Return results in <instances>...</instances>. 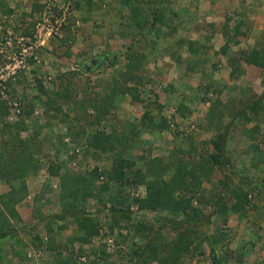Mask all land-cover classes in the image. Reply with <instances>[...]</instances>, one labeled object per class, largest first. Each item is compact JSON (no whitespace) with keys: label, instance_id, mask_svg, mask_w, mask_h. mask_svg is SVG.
<instances>
[{"label":"trees","instance_id":"16d2710c","mask_svg":"<svg viewBox=\"0 0 264 264\" xmlns=\"http://www.w3.org/2000/svg\"><path fill=\"white\" fill-rule=\"evenodd\" d=\"M116 1L120 5L117 8L111 0H74L76 14L62 26L59 41L72 43L70 27L75 17L86 23L93 17L109 15L103 49L89 57L81 56L78 69L68 70L66 64L57 62L56 67L66 70H57L49 87L34 77L33 85L25 86L32 93L22 94L21 115L13 123L5 121L7 108L0 100V180L10 190L0 194V239H13L9 255L15 261L11 258L10 264H33L22 252L24 248L40 251L37 264H183V258H193V252L202 257L200 264H207L205 260L228 264L231 258L239 264L244 255L238 248H229L235 235L227 219L231 214L248 216L251 191L264 197V146L260 145L264 134L258 121L260 117L264 122V35L252 44L243 43L251 26L244 15L233 18L225 14L221 21L198 29L204 38L200 41L178 35L184 10L172 6L173 0ZM252 2L264 6V0ZM3 5L0 0V8ZM216 33L222 40L217 50L208 43ZM114 35L128 41L121 53L110 49L109 40ZM92 45L89 42V49ZM69 53L66 48L61 55ZM217 57L225 58L230 74L242 73L241 65L251 67L253 74L263 71L262 77H257L260 92L239 86L235 103L230 102V96L222 102L219 95L225 83L213 78ZM91 59L97 62L90 65ZM160 60L174 64L183 81L199 74L196 91L207 103L204 125L211 132L201 150L174 120L192 113L181 101L186 99L165 110L157 92L144 90L145 84L161 81L165 66H156ZM148 62L155 70L153 80L145 73ZM103 65H112L111 73L84 88L81 75ZM171 89V84H166L162 92ZM208 93L214 98L209 99ZM122 101L135 106L140 114L130 119ZM34 108H41L40 115L33 114ZM55 127L61 131L53 132ZM236 128L241 136L239 154L250 153L243 161L231 156L227 142L229 132ZM27 129L32 136L23 140L20 134ZM164 131L172 132L170 143L174 146L166 155H150L143 148L148 142L141 136ZM89 158L93 167L77 169ZM99 159L103 165H97ZM72 160L79 166L72 167ZM240 161L237 171L234 164ZM41 167L45 180L56 184L59 208L34 211L27 220L14 206L25 196L23 180L39 173ZM246 167L255 174L233 182L228 173H242ZM90 202L94 204L92 210ZM102 212L107 215L104 231L97 217ZM133 214L139 215L134 222ZM213 218L219 225L210 232ZM115 228L116 236L128 238L129 245L107 250L103 243L91 244L99 231L105 236ZM62 231H68L63 239ZM21 233L24 237H18ZM135 237L140 243L132 241ZM4 258L10 257L1 253L0 264ZM258 262L264 264V260Z\"/></svg>","mask_w":264,"mask_h":264},{"label":"rangeland","instance_id":"374dc122","mask_svg":"<svg viewBox=\"0 0 264 264\" xmlns=\"http://www.w3.org/2000/svg\"><path fill=\"white\" fill-rule=\"evenodd\" d=\"M103 1L107 2V0ZM104 4L102 3V6ZM111 5H113L115 8L120 6L116 0H111ZM172 6L178 8L180 12L181 10H184L180 18L181 24L179 26L178 35L186 36L187 38H198V40L200 41L204 40V38H202L198 34V29L208 22L221 21L225 14L230 15L233 18H237V14H239L240 16L244 15L245 21L251 26L247 39L243 40V43L246 42L247 44H252L256 38H259L261 34L264 35V6L252 2V0H214V3H210L208 0H173ZM31 8V2H27L26 4H24V6H21V10L17 13L15 19L18 20L21 24H24L26 22L25 19L29 17L28 13L26 12ZM0 10H5L4 5L0 8ZM75 12L76 11L73 12L72 17L75 16ZM113 14L111 15V17L114 16ZM107 16L110 18V16L106 14L101 18L94 19L93 17V20H89L86 23H81L78 18L75 17L74 22H77V24L74 23V25H71L70 27L72 32L71 35L73 37L72 43H70L69 41H67L66 43H62L59 41L60 36L63 34V31L60 32L59 36L51 37L52 39L50 38L48 44L43 47L44 52H42L40 63L42 65L43 61H46V65L44 67H40V65L37 66V68L40 67V72L37 74V76L43 79L47 87L50 86V83L52 84L53 75L57 70H66L65 67H56L55 64L57 62L64 63V65L66 64L68 70L78 69L80 66L78 65V62H81L80 59L82 57H89L90 55H94L104 48L107 37L105 33L109 30V25L107 24V19L109 18ZM97 25H99V29L96 28ZM89 42L93 44L91 49H89L88 47ZM109 42L110 49L115 50L119 53L124 51L123 45L128 43V41L119 38L116 35L110 38ZM68 43H70V47H67ZM208 43L211 44L215 50H217L222 43L220 35L216 33L209 39ZM66 48L70 49L71 53L65 54V56L61 55ZM81 52H83V55H81ZM217 58L219 59V63L217 64L218 69L214 72L213 78L219 83H225V87H222V91L219 95V98L222 102L228 99L230 96V102L235 103L237 98L239 97V86H250L253 92H260L261 86L258 84L259 82L257 77H259L260 79L263 75V71L259 73L254 72L255 74H253V71L249 70L251 67L241 65L244 70L242 73L238 74L235 73V71H232V73L230 74L231 70L225 58ZM214 61L216 62L217 59H214ZM173 65L174 64L172 63L169 64L166 60H160L159 62H157V67L165 66V68L161 69L162 79L160 81L155 79L154 77L155 70H153L154 67L152 65V62H148L145 66L147 71L145 73L148 78H152V80H155L152 81V83L145 84L144 90H154V92H157L159 102H164L165 104V110L167 107L174 108L182 98L186 99L181 101L191 108L192 113L187 114L182 118L176 117L174 120L175 122L179 123L178 129L183 130L185 133H189L193 137V142H195L198 145V148L201 150L203 146V140L207 139L211 135V132L204 125L203 115L207 107V103L200 100L199 92L196 91V86L199 82V74L194 73L191 76H187L186 81H183L184 79L181 77L180 73L174 71ZM107 66L108 65H103L102 67L104 68L98 67L88 74L81 75L80 81L83 83V87H91L92 82H95L97 80L99 81V79L104 78L108 74H110L111 69H113L112 65L108 66V68ZM47 71L50 72V75L51 73H53L49 79L44 77ZM166 84H171L172 89L169 92L163 93L162 89ZM181 84H184L183 87L181 86ZM232 85L235 86L233 90L229 89ZM26 88H28L26 91L27 94L32 93L28 86ZM150 94L151 92L149 93V96ZM206 96L209 99L214 98L211 93H208ZM121 105L123 106V108H125L124 110L130 113V119L140 114L139 109H137L133 105L127 104L126 101H122ZM165 114H167V111ZM120 116L121 115H119V117ZM259 118V125L262 127V134H264V122L259 120ZM240 124H243V122H241ZM60 131L61 129H59L58 127H55L53 129V132L55 133ZM38 135L39 137L43 136L40 134ZM20 136L23 140H25L26 138L32 136V132L30 131V129H27L26 131L21 132ZM171 137L172 132L170 131H164L159 134L155 133L153 135L143 134L141 138L148 142V144L144 143L143 148H145V150L150 155H166L171 147L174 146V144L171 145L170 143ZM240 139V133L238 131V128H236L229 132V138L227 142L229 147L231 148V156L237 160L239 159L243 161L244 158H248L250 156V153L239 154L241 146ZM260 145L264 146V139L260 143ZM51 152L52 151H50V153ZM102 159H99L98 161H96V163L103 165V163H101L103 162ZM87 160L92 164L94 163L90 158ZM83 161H85V159ZM242 161L234 164V167L237 169V171L241 167ZM228 174L233 182H237L238 177L243 175L253 176L255 173L252 169L246 167V169L242 173L235 172ZM43 176L44 175H39L37 173L31 176H27L23 180L26 187L25 196L21 201L16 203L14 207L19 215L24 219L31 220L30 218L34 216V211L36 212L37 210L40 212H47L59 208L57 206V188L53 187V184H55V182H51V180L46 181ZM49 182L50 190L47 187V183ZM9 191L10 190L8 185L0 180V194L5 192L7 193ZM130 194L132 196L136 195L134 191H130ZM248 198L250 199V207L247 209L248 216L238 217L234 214H231L227 219L226 224L233 229L235 235L234 239H232V241L229 243V248H238L244 255L243 261L239 264H258V261L264 260V216L262 217V214L264 215V208H261V206L263 207L264 197L262 193L257 194L254 191H251ZM92 202H90L91 210L94 209V204ZM39 204L40 207H38ZM4 214L6 213L4 212ZM97 217L98 221L103 225L102 231H104V226L107 221V215L102 212L98 213ZM132 217L134 222V220H138L139 215L133 214ZM216 225H219V222H216V220L213 218V221H211V224L209 226L210 232H215ZM70 227L71 226H69L68 228ZM116 231L117 228L113 229L112 233L105 235L104 240L111 239L113 244L110 245L107 250L122 249L124 246L130 244L128 238H118L115 233ZM67 232L68 231L61 232L62 239L67 234ZM120 232L123 233L124 230H121ZM18 237L24 236L21 233ZM132 241H139L138 243H140L138 237H135ZM11 242H13L12 238L0 239V254L5 252V254L10 257L3 259L2 262L4 264H10L15 261V258L11 257V254L9 253L11 250L9 246ZM103 244L104 246H106L105 242ZM202 247L203 250H206V246L204 244L202 245ZM21 250L22 252H25V248ZM114 257L119 260L115 255ZM114 257H112V259ZM11 258L13 259V262L10 261ZM201 258L202 257L199 256L197 252H193V258L185 257L183 258L182 262L183 264H200L202 262ZM205 263L209 264V261L205 260ZM228 264H235V262L231 258L228 261Z\"/></svg>","mask_w":264,"mask_h":264},{"label":"built area","instance_id":"2783aa9c","mask_svg":"<svg viewBox=\"0 0 264 264\" xmlns=\"http://www.w3.org/2000/svg\"><path fill=\"white\" fill-rule=\"evenodd\" d=\"M27 2H33L39 7L28 9L29 17L21 24L16 20L17 13ZM5 11H0V100L7 108L5 120L15 122L21 115L22 94L27 91L25 85H33V78L40 72L42 52L51 37L59 36L69 18L73 15L74 0H4ZM77 24V22H74ZM28 32V33H27ZM40 65L39 68L37 66ZM51 71V70H49ZM47 71L44 75L49 79L53 73ZM36 72V73H35ZM34 73V74H33ZM43 77V76H42ZM26 90V91H24ZM40 109H34L33 114H38ZM64 141H69L65 138ZM71 166L77 165L72 160ZM45 174V173H43ZM56 187V184H53ZM101 231L93 236L91 244H112L111 239L104 240ZM39 250H26L25 255L33 264H37ZM83 260V257H80Z\"/></svg>","mask_w":264,"mask_h":264},{"label":"clouds","instance_id":"9594fccd","mask_svg":"<svg viewBox=\"0 0 264 264\" xmlns=\"http://www.w3.org/2000/svg\"><path fill=\"white\" fill-rule=\"evenodd\" d=\"M3 2H4V0H3ZM4 7H5V3H4ZM0 11H5V10H0ZM96 62H97V61H96ZM87 67H89V66H87ZM88 70H89V69H88ZM34 109H37V108H34ZM38 109H40V112H39L38 114H36V115H40V113H41V108H38ZM33 111H34V110H33ZM4 119H5V118H4ZM5 121H6V120H5ZM9 123H10V122H9ZM86 162H87V163H86ZM43 164H46V163H43ZM83 164H84V165L81 164V165L79 166L78 163H77V165L79 166L78 169H79V168H83V169H84V168H91V167L94 166V164H92V163L89 162L88 160H86L85 163L83 162ZM97 165H100V164L97 163ZM42 168H43V167H41L40 170H39V173H38L39 175H44V174H43L44 171L42 170ZM43 177H45V176H43ZM25 251H26V250H25ZM29 263H31L30 260H29Z\"/></svg>","mask_w":264,"mask_h":264},{"label":"water","instance_id":"95a60500","mask_svg":"<svg viewBox=\"0 0 264 264\" xmlns=\"http://www.w3.org/2000/svg\"><path fill=\"white\" fill-rule=\"evenodd\" d=\"M96 63V60L95 59H91L90 61H89V64L90 65H93V64H95ZM89 69V67H87L86 68V70H88Z\"/></svg>","mask_w":264,"mask_h":264}]
</instances>
